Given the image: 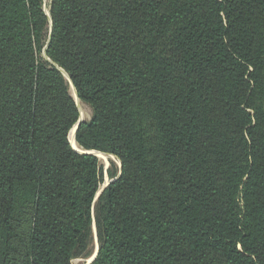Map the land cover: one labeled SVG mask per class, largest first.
<instances>
[{"label":"trees","instance_id":"trees-1","mask_svg":"<svg viewBox=\"0 0 264 264\" xmlns=\"http://www.w3.org/2000/svg\"><path fill=\"white\" fill-rule=\"evenodd\" d=\"M61 70L122 164L97 202ZM94 225L92 264H264V0H0V264H73Z\"/></svg>","mask_w":264,"mask_h":264},{"label":"rangeland","instance_id":"rangeland-1","mask_svg":"<svg viewBox=\"0 0 264 264\" xmlns=\"http://www.w3.org/2000/svg\"><path fill=\"white\" fill-rule=\"evenodd\" d=\"M43 1H44V11L46 12L47 15L50 16V9H51V5H52V0H43ZM61 72L63 73L65 79L68 81V85H69L71 96L74 99L75 104L77 106V109L79 111V120H78V122L82 121V123H86V122L91 121L92 118H93V109L88 104H85L82 101H80V99L77 97L79 102H80V104L78 103V101L74 98L73 93H72V86L74 87V85H73V83H71L72 81L70 79V76L64 70H61ZM74 89H75V87H74ZM75 91H76V89H75ZM78 122L75 124V126L69 132L68 139H69V143H70L71 146H72V144H71V141H70V135H71V132L73 131V129H75V131H76V126H77ZM75 141H76V135H75ZM76 144H77V141H76ZM72 148L74 149L75 147L72 146ZM77 150H79L78 153H81V154H86V152L87 153H92V154H89V155L97 156L99 158V160L101 161V163L103 164V166H104L105 179H104V182L101 184V186L99 188V191L97 193L96 200H95V202H97L98 199L100 198L101 194L103 193V191L110 184H112L111 182L114 179H116L119 175L121 176V172H122L121 161L116 156H114L112 154L103 153V152H99V151H86V150H83V149H81L79 147L78 144H77ZM101 155L108 156L107 162L103 160ZM109 171H111L112 174L114 175L113 178H111L109 176ZM99 247H100V241H99V238H98V232H97V229H96V225H94L93 226L92 236H91V241L89 242V244L87 245L86 248H84L83 250H80V251H78L76 253L72 263L73 264H92L93 261L95 260L96 254H98Z\"/></svg>","mask_w":264,"mask_h":264},{"label":"bare ground","instance_id":"bare-ground-1","mask_svg":"<svg viewBox=\"0 0 264 264\" xmlns=\"http://www.w3.org/2000/svg\"><path fill=\"white\" fill-rule=\"evenodd\" d=\"M72 93H73V96L74 98L78 101V103L80 104L77 96H76V91L74 89V87L72 86ZM70 141H71V144L73 147H75L77 149V144H76V141H75V129H73V131L71 132V135H70ZM101 157L103 158L104 161L107 162L108 160V156H105V155H101Z\"/></svg>","mask_w":264,"mask_h":264},{"label":"water","instance_id":"water-1","mask_svg":"<svg viewBox=\"0 0 264 264\" xmlns=\"http://www.w3.org/2000/svg\"><path fill=\"white\" fill-rule=\"evenodd\" d=\"M70 80V79H69ZM72 83V82H71ZM76 96L78 97V95H77V92H76ZM82 124V121L81 122H78V124H77V126H76V131H77V129L79 128V126ZM76 131H75V135H76ZM75 149V148H74ZM75 151H77V152H79V150H77V149H75ZM85 153V152H84ZM86 154H92V153H87L86 152ZM119 177H120V175L116 178V179H114L111 183H113V182H115V181H117L118 179H119ZM96 256H97V254H96ZM96 256H95V258H96Z\"/></svg>","mask_w":264,"mask_h":264}]
</instances>
